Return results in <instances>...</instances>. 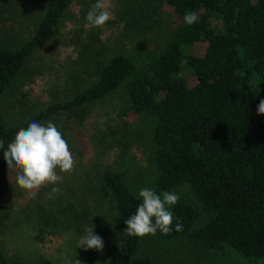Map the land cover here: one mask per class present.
Wrapping results in <instances>:
<instances>
[{
  "label": "trees",
  "instance_id": "trees-1",
  "mask_svg": "<svg viewBox=\"0 0 264 264\" xmlns=\"http://www.w3.org/2000/svg\"><path fill=\"white\" fill-rule=\"evenodd\" d=\"M76 1L43 0L45 10L33 35L16 48L6 46L0 36V139L5 149L29 123L62 111L73 116L121 90L130 110L153 123L152 188L159 194L189 185L193 195L172 206V231L157 230V238L203 243L216 250L230 247L264 264V114L257 113L264 99V0H137L127 24L141 31L161 6L174 10L178 23L165 42L150 48L141 60L125 53L107 62L98 56L97 79L73 99L11 124L2 111L4 93ZM193 11L198 21L186 25L184 16ZM197 42L207 43L203 56L188 51ZM96 44L88 42L85 49ZM186 65L196 76L193 85L183 74ZM3 151L0 198L10 172ZM97 181L124 230L122 242L102 264H156L141 251L143 237L126 232L125 220L142 203L139 193L115 169L103 170ZM203 212L209 219L196 228ZM71 214L87 219L86 209ZM176 223L183 224L182 231H175ZM0 264L30 263L9 257L0 244Z\"/></svg>",
  "mask_w": 264,
  "mask_h": 264
},
{
  "label": "rangeland",
  "instance_id": "rangeland-1",
  "mask_svg": "<svg viewBox=\"0 0 264 264\" xmlns=\"http://www.w3.org/2000/svg\"><path fill=\"white\" fill-rule=\"evenodd\" d=\"M136 2L109 0L112 18L104 26L94 27L88 24L86 14L96 0H77L4 93L5 119L15 125L55 102L73 99L78 90L97 79L95 62L100 55L105 62L118 53L141 60L150 48L165 42L178 23L174 10L161 6L141 31L127 24ZM44 10L43 0H0V36L5 45L16 48L31 38ZM94 40L98 44L85 49ZM206 48V42H197L188 51L203 56ZM183 74L189 84H195L196 76L187 65ZM79 111L73 116L62 111L38 121L57 126L76 161L69 173L57 169L62 181L28 191L16 183L18 170L10 169L0 198V244L11 258L30 264H76L77 260L102 264L122 242L124 230L111 203L99 191L101 172H122L137 193L152 188L151 118L131 111L121 90ZM186 186L176 193L180 199L190 200L193 195ZM54 187L58 191L53 192ZM76 208L86 209V221L74 219L71 212ZM208 219L203 212L195 227ZM85 228H94L103 239L102 251L78 248ZM142 240L141 251L151 255L156 264H263L262 259L246 257L230 247L216 250L203 243L161 240L156 235Z\"/></svg>",
  "mask_w": 264,
  "mask_h": 264
},
{
  "label": "clouds",
  "instance_id": "clouds-1",
  "mask_svg": "<svg viewBox=\"0 0 264 264\" xmlns=\"http://www.w3.org/2000/svg\"><path fill=\"white\" fill-rule=\"evenodd\" d=\"M109 0H96L86 14L89 25L94 27L104 26L112 14L108 10ZM198 21L196 12H187L184 16L186 25H193ZM258 114H264V99L260 100L257 107ZM0 149L8 169H17L16 183L24 190H38L47 184H56L63 180L58 175L57 169L62 173H69L75 166V159L63 133L52 122L41 124L33 121L27 128H21L15 134L12 142L5 144L0 139ZM58 191L57 188L52 189ZM139 197L142 199L133 215L125 224L129 236L144 237L155 235L157 230L163 234L172 231L174 220L172 206L178 203L180 197L174 191H163L159 194L150 187L140 189ZM183 230L182 223H176L175 231ZM78 248L96 249L102 251L103 239L94 233V228H85V234L78 240ZM76 264H80L77 260Z\"/></svg>",
  "mask_w": 264,
  "mask_h": 264
}]
</instances>
